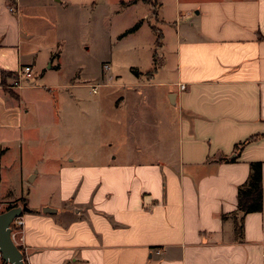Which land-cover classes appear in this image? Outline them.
Masks as SVG:
<instances>
[{
    "label": "crops",
    "instance_id": "obj_1",
    "mask_svg": "<svg viewBox=\"0 0 264 264\" xmlns=\"http://www.w3.org/2000/svg\"><path fill=\"white\" fill-rule=\"evenodd\" d=\"M122 1L0 0V68L35 74L16 89L0 79V205L28 209L11 229L25 264H264V0H157L154 74L63 79L71 17L99 25L143 6ZM251 162L263 204L238 238ZM37 179L34 200L13 192Z\"/></svg>",
    "mask_w": 264,
    "mask_h": 264
},
{
    "label": "rangeland",
    "instance_id": "obj_2",
    "mask_svg": "<svg viewBox=\"0 0 264 264\" xmlns=\"http://www.w3.org/2000/svg\"><path fill=\"white\" fill-rule=\"evenodd\" d=\"M114 1L115 0H108V2ZM157 10L158 7L156 11ZM156 16L157 14L154 15L150 5L146 3H143V6L137 8L134 12L132 10L125 11L117 14L114 18L108 13L105 21L103 23L101 22L99 25H97L96 20L95 23H93L92 19L91 24H83L81 22L80 26L77 17L72 16L70 20L71 23L68 26L69 36L66 39L65 52L62 59L63 71L60 73L62 78L65 79L67 77L68 79L70 75H74L77 68H80L82 77L87 78V81H89L87 83L100 82L103 71L102 66L108 64L110 72L114 75V82L126 85V83H129L137 77L135 71H140L138 77H140V75L144 77V75L147 76V72L152 68L156 67L158 69L161 60L158 59L156 55V53L159 52V46H156V37L158 33H161L163 30V26L156 19ZM96 17L97 15H95V19ZM137 22H141L140 26L136 29L137 34L132 36L130 33H127L123 35L126 36V38L120 40L121 37H123L121 35ZM154 28L156 30H154ZM135 42L139 44V47L133 50ZM85 46H88L89 49L85 50ZM150 49L152 53L151 61L148 57ZM164 72H166V70H164ZM32 79H35L34 73ZM67 79L63 80L66 84L69 83ZM142 89L146 97H149L147 101L150 103V108H152L153 102H157L155 98H153V94L150 95V89L152 88L144 87ZM70 91H65V94L70 93ZM86 91L84 90L85 96H89ZM79 128H76L74 133L75 135L81 134L83 136V129L81 127ZM93 143H95L94 139H92V145L95 146L96 143ZM72 145H74L75 148H77V146L82 147V142H75V144ZM7 158L8 161L14 163V160L11 159L9 155ZM44 162L46 161L44 160ZM12 171H14L13 168L9 170L10 174L8 175V179L15 182L13 180L14 176ZM12 185L14 193L15 190L18 192L20 191L21 195L31 197L33 200L37 198L38 194L43 190V182L39 179L33 184H29L24 180L23 187L21 188L17 187L16 183ZM5 207L4 205H0V212H3Z\"/></svg>",
    "mask_w": 264,
    "mask_h": 264
},
{
    "label": "trees",
    "instance_id": "obj_3",
    "mask_svg": "<svg viewBox=\"0 0 264 264\" xmlns=\"http://www.w3.org/2000/svg\"><path fill=\"white\" fill-rule=\"evenodd\" d=\"M137 1H141L143 3L150 5V7L152 8L153 14L154 15L157 14L156 9L159 6V4L156 0H128L126 2L122 1L121 5L125 7V6L136 3ZM140 23L141 22L135 23L132 27L128 28L121 36L135 31L140 26ZM154 30L156 29L154 28ZM160 40H161V33L159 32L156 37V46H160ZM156 69L157 68L154 67L151 70H149L147 72V76H151L156 71ZM13 76H14V72L7 71V70L0 68V79H1L2 86L6 85L5 80L7 78H11ZM252 139H254V137H250L246 139L245 141L236 144V154L238 155L241 148L246 143L250 142ZM234 159L235 157L225 159V160L234 161ZM261 165H262L261 162H251L249 164L250 173H249V176L246 182L238 187L236 200H237V211L240 213V217L239 219L238 218L235 219V233L238 236V238H241V235H242L243 216L247 213L258 212L262 209L263 199H262ZM20 202L24 203V200L21 199ZM16 206H18L17 203L9 204L3 209V211L16 207ZM10 228L12 229V226H10ZM17 247L19 250H21L19 246ZM0 261H1V264H6L3 262L2 259Z\"/></svg>",
    "mask_w": 264,
    "mask_h": 264
},
{
    "label": "water",
    "instance_id": "obj_4",
    "mask_svg": "<svg viewBox=\"0 0 264 264\" xmlns=\"http://www.w3.org/2000/svg\"><path fill=\"white\" fill-rule=\"evenodd\" d=\"M51 210V208H43L45 212ZM25 211H28L27 207L21 205L0 212V257L6 264H25L22 252L12 239L10 228L12 221Z\"/></svg>",
    "mask_w": 264,
    "mask_h": 264
},
{
    "label": "built area",
    "instance_id": "obj_5",
    "mask_svg": "<svg viewBox=\"0 0 264 264\" xmlns=\"http://www.w3.org/2000/svg\"><path fill=\"white\" fill-rule=\"evenodd\" d=\"M103 72H105L107 80L111 79V76L109 73V65L104 64L102 66ZM33 78V69L30 65H22L16 71L14 72V76L9 78V82L6 85V88L10 89H16L20 88L25 82H29ZM100 86V84H92L91 90L93 93L97 92V88ZM181 88H184V85L180 86ZM18 226L21 227L23 225V221L20 219V217L15 218L10 226ZM1 258V257H0ZM264 258V255H263Z\"/></svg>",
    "mask_w": 264,
    "mask_h": 264
}]
</instances>
